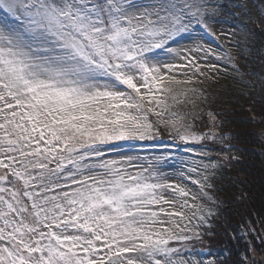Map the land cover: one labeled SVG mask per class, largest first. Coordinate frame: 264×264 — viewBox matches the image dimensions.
Masks as SVG:
<instances>
[{"label": "snow or ice", "instance_id": "1", "mask_svg": "<svg viewBox=\"0 0 264 264\" xmlns=\"http://www.w3.org/2000/svg\"><path fill=\"white\" fill-rule=\"evenodd\" d=\"M216 11L0 0V264H206L193 241L213 214L208 142L231 146L181 107L216 67L201 62L223 59Z\"/></svg>", "mask_w": 264, "mask_h": 264}, {"label": "trees", "instance_id": "2", "mask_svg": "<svg viewBox=\"0 0 264 264\" xmlns=\"http://www.w3.org/2000/svg\"><path fill=\"white\" fill-rule=\"evenodd\" d=\"M215 6V21L228 14L229 7L234 26L231 43L222 45L230 78L225 83L216 77L203 78L197 88L203 93L197 98L199 113L190 105L181 111L196 117V131L211 129L226 136L224 143L231 147L221 150L219 143L208 142L209 148H215L211 159L219 162L209 170L214 171L208 180L212 187L207 189L212 200L206 203L213 214L200 228L202 239L193 245L208 255L222 249L230 264H264V0H221ZM163 143L177 155L172 149L178 142L165 135ZM193 148L199 151L198 145ZM196 152L185 155L199 160ZM246 229L250 230L244 233Z\"/></svg>", "mask_w": 264, "mask_h": 264}, {"label": "rangeland", "instance_id": "3", "mask_svg": "<svg viewBox=\"0 0 264 264\" xmlns=\"http://www.w3.org/2000/svg\"><path fill=\"white\" fill-rule=\"evenodd\" d=\"M228 30H229V27H228ZM183 43L186 44V42H183ZM211 43H212L213 47L215 48L216 53H217L218 55L222 56V54L220 53V50H219V47H218V45H217L216 40H212ZM222 62H223L222 59H220V60H216V59H215V56L203 60V61L201 62L202 64H213V63H214V64L216 65V67L213 68V69L205 68V69H204L205 75H208V74H210L212 71H214V70L217 68V66H218L219 64H221ZM228 77L230 78V76H228ZM198 81H199V80H197V82H196L195 84H197ZM225 81L227 82V79H224V80L222 81V83H225ZM148 150H149V149H148ZM163 150H165V149H163ZM175 152L178 153L177 150H175ZM216 218H219V217L216 216ZM226 226H227V223H226V225H223V228L226 227ZM248 230H250V229H246V230L244 231V233H246ZM260 235H262L261 232H260ZM202 256H203V258L205 259L206 264H207L208 261H212V262L215 263V264H230V263H229L228 261H226V260H225V263L222 262V261L220 260V258H218L217 261H214V260L211 259L210 257H206L205 254L203 253V250H202Z\"/></svg>", "mask_w": 264, "mask_h": 264}]
</instances>
